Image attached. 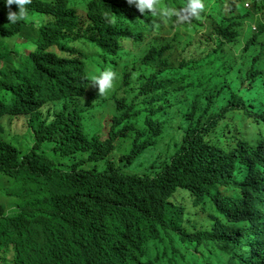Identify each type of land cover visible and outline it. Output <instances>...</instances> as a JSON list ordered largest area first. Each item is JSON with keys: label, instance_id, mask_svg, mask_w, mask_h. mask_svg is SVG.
<instances>
[{"label": "trees", "instance_id": "16d2710c", "mask_svg": "<svg viewBox=\"0 0 264 264\" xmlns=\"http://www.w3.org/2000/svg\"><path fill=\"white\" fill-rule=\"evenodd\" d=\"M75 5L76 0H31L25 6L29 19L13 24L8 23L5 0H0V120L21 117L35 137L33 146L17 148L16 137H6L0 125V180L8 178L18 186L17 192L2 194L8 202L0 201V264H168L148 247L152 235L145 214L156 204L161 187L178 174L169 167L153 181L125 179L126 173L112 157L124 140L132 149L120 162L126 156L129 161L140 156L141 137L154 133L161 122L146 118L141 131L136 100L154 95L152 100L160 102L157 108L161 109L163 101H169V90L158 81L148 93H136L118 81L120 72L132 63L122 60L109 65L116 72L109 91L116 106L107 110L105 123L100 125L101 130L107 124L104 138L97 132L87 134V109L75 98L80 100L89 91L93 68L99 73L106 64L90 62L70 79L59 72L57 52L51 49L77 51L83 45ZM263 7L264 3L252 0L254 11ZM11 10L18 11V7L12 5ZM235 24L215 25L212 30L221 41L237 33L231 31ZM260 31L264 32V25ZM30 43L35 44L33 50H29ZM165 61L164 51L150 52L147 65L153 69ZM43 144L55 145L63 157L83 153L88 158L63 171L39 151ZM100 161H105L103 171L96 168ZM257 174L246 185L238 167L228 183L208 179L196 187V198L226 212L233 210L230 201L250 192L249 203L238 211V228L246 234L264 222V177Z\"/></svg>", "mask_w": 264, "mask_h": 264}, {"label": "clouds", "instance_id": "9594fccd", "mask_svg": "<svg viewBox=\"0 0 264 264\" xmlns=\"http://www.w3.org/2000/svg\"><path fill=\"white\" fill-rule=\"evenodd\" d=\"M30 3L5 0L8 23L29 19L25 6ZM12 5L18 11H12ZM74 7L80 15L83 45L77 51L51 49L57 52L59 72L70 79L90 62L106 64L99 73L93 68L89 91L80 100L75 98L84 109L90 110L106 97L114 98L109 91L116 72L109 65L122 60L132 65L120 72L119 84L136 93H148L158 81L169 92L195 93L176 152L156 171L123 177L153 181L169 167L178 174L161 187L156 204L145 214L152 235L147 241L150 251L168 264H264V222L246 234L238 228V211L249 203L250 192L230 201L233 210L226 212L196 198V187L208 179L228 183L238 167L246 185L250 186L254 173L264 177V92L255 89L264 71L259 63L264 60V32L260 31L264 7L254 11L252 0H76ZM231 22H236L231 31L237 33L220 41L212 26L227 27ZM242 36L244 42L237 47ZM34 48L30 43L29 50ZM156 51H164L166 61L150 69L147 60ZM234 70L245 76L238 88L226 76ZM153 96H139L134 109L148 98L153 102ZM56 123L55 119L52 125ZM142 141L140 156L154 144L165 145L162 122ZM127 159L129 163L135 160Z\"/></svg>", "mask_w": 264, "mask_h": 264}, {"label": "rangeland", "instance_id": "374dc122", "mask_svg": "<svg viewBox=\"0 0 264 264\" xmlns=\"http://www.w3.org/2000/svg\"><path fill=\"white\" fill-rule=\"evenodd\" d=\"M264 2V1H263ZM251 6V4H250ZM261 12L264 13V8L261 9ZM45 17V16H44ZM246 31V30H245ZM241 43L237 44V47L242 46L244 42V37H241ZM264 66V60L259 62ZM226 70H224L225 73ZM225 76V75H224ZM229 78L233 79L231 86L233 88H238L241 86L244 74L238 70L232 71L230 74H226ZM255 89H259L264 92V71L258 75L256 80ZM194 92L191 91H170L167 94V99L169 101H163V108L158 110L160 102L153 101L151 102L150 98L146 102H140L136 110L139 111L138 118L142 121V129H144L143 120L147 117L154 120H159L162 122L163 138L165 141L164 144H154L149 148L145 154L141 155L139 158L128 162L127 156L123 161L120 162L121 156L131 151V145L129 143L122 142L123 147L117 149L114 152L113 160L118 163V168L124 173H139V174H148L150 171H156L157 167L164 160H168L171 155L176 152V145L181 140L185 128L188 126L189 121L187 120L186 115L188 114L192 101L194 99ZM77 102V100H76ZM61 105H64L61 103ZM116 102L112 97H106L102 102L96 103L93 108L86 110V116L84 117L85 131L87 134L100 133L104 138L107 134L106 126L100 130V125L103 122L105 123L104 116L107 114V110H112L115 108ZM107 119V118H106ZM0 125L3 127L4 135L10 138L16 137V140H13L17 148L25 149L27 146H33L35 143L34 133L32 129L27 127L26 122L21 117H12L5 116L0 120ZM20 134V135H18ZM18 135V136H17ZM6 139L5 137H3ZM144 140L141 137V141ZM231 143V140H228ZM55 145L44 144L40 147L41 152H45L47 157L54 162L56 166L60 169L67 171L76 161H81L82 158H88L87 154L78 153L74 156L63 157L59 152L55 150ZM97 170L103 171L105 168V161L97 162ZM86 169H93L95 167H88L84 165ZM17 185L11 179L0 180V201L8 202V198H4L2 194H6V191L9 190L17 192ZM11 192V193H15ZM215 212V210H208V212Z\"/></svg>", "mask_w": 264, "mask_h": 264}]
</instances>
